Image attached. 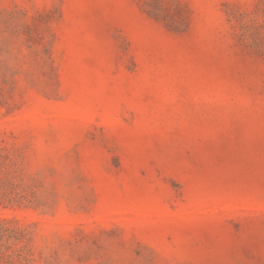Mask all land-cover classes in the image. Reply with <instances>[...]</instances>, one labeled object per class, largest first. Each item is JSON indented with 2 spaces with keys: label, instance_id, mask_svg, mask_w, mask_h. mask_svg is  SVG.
<instances>
[{
  "label": "rangeland",
  "instance_id": "rangeland-1",
  "mask_svg": "<svg viewBox=\"0 0 264 264\" xmlns=\"http://www.w3.org/2000/svg\"><path fill=\"white\" fill-rule=\"evenodd\" d=\"M0 264H264V0H0Z\"/></svg>",
  "mask_w": 264,
  "mask_h": 264
}]
</instances>
